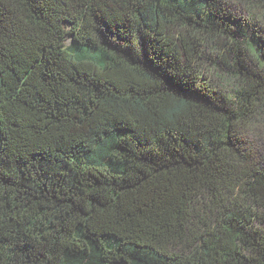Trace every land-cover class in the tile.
<instances>
[{
    "label": "trees",
    "instance_id": "16d2710c",
    "mask_svg": "<svg viewBox=\"0 0 264 264\" xmlns=\"http://www.w3.org/2000/svg\"><path fill=\"white\" fill-rule=\"evenodd\" d=\"M0 264H264V0H0Z\"/></svg>",
    "mask_w": 264,
    "mask_h": 264
}]
</instances>
